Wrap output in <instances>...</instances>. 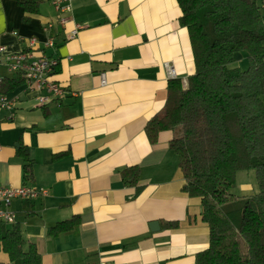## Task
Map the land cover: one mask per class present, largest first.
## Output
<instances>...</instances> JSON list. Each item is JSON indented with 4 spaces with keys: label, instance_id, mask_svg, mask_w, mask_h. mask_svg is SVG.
<instances>
[{
    "label": "crops",
    "instance_id": "0c3cea01",
    "mask_svg": "<svg viewBox=\"0 0 264 264\" xmlns=\"http://www.w3.org/2000/svg\"><path fill=\"white\" fill-rule=\"evenodd\" d=\"M71 6L61 14L42 0L40 12L24 22L17 0H0V47L17 53L33 40L59 61L55 79L68 91L60 103L42 106L37 92L21 86L9 94L19 97L14 110L0 108V187L48 190L43 198L13 201L16 224L37 246L41 264H196L197 253L210 246L201 200L181 191L184 177L169 149L174 133L162 132L152 144L145 132L165 110L169 80L186 86L196 72L178 2L71 0ZM60 17L68 19L64 26ZM76 25L81 29L71 38ZM237 63H244L240 54ZM4 77L18 76L0 65ZM20 144L33 162L29 181L16 155ZM132 166L140 168L138 194L121 175ZM73 216L81 223L72 231L48 234ZM170 221L179 227H164ZM0 263L12 264L4 253Z\"/></svg>",
    "mask_w": 264,
    "mask_h": 264
},
{
    "label": "trees",
    "instance_id": "16d2710c",
    "mask_svg": "<svg viewBox=\"0 0 264 264\" xmlns=\"http://www.w3.org/2000/svg\"><path fill=\"white\" fill-rule=\"evenodd\" d=\"M29 22L42 0H17ZM179 24L187 28L196 66L184 86L168 82L161 115L145 127L155 144L165 131L174 133L169 149L178 157L182 190L199 198L202 220L210 230V246L197 253L196 264H264V5L257 0H177ZM246 68L231 67L237 56ZM25 83L21 77L0 78V96ZM29 149L20 144L24 180L33 178ZM62 154H56V158ZM240 171H254L258 190L238 200L233 190ZM124 184L142 191L140 168L121 172ZM81 223L80 216L57 223V237ZM177 229L178 221L164 223ZM0 253L12 264H41L34 243L25 241L19 225L0 222ZM1 264V263H0Z\"/></svg>",
    "mask_w": 264,
    "mask_h": 264
},
{
    "label": "built area",
    "instance_id": "2783aa9c",
    "mask_svg": "<svg viewBox=\"0 0 264 264\" xmlns=\"http://www.w3.org/2000/svg\"><path fill=\"white\" fill-rule=\"evenodd\" d=\"M52 5L57 12L70 13L72 11L71 0H51ZM60 24L64 26L68 19L60 17ZM81 26L76 25L71 32V38H74ZM50 47L53 43L49 42ZM0 65H4L8 72L16 74L24 79L25 91L37 92V101L42 106L52 103H60L68 94V91L62 83L58 82L55 77L59 66L56 58L39 52L36 49V43L32 40L29 42L27 50L8 53L5 46L0 47ZM166 70L170 77H175V70L170 64H166ZM102 85H106L105 75L101 76ZM18 96L1 95L0 108L12 112L18 101ZM48 195V190L35 186L0 187V222L7 225L16 224V214L11 210L14 200L32 201L37 198H43ZM106 264V263H99Z\"/></svg>",
    "mask_w": 264,
    "mask_h": 264
},
{
    "label": "rangeland",
    "instance_id": "374dc122",
    "mask_svg": "<svg viewBox=\"0 0 264 264\" xmlns=\"http://www.w3.org/2000/svg\"><path fill=\"white\" fill-rule=\"evenodd\" d=\"M257 2L260 5H264V0H257ZM231 67H239L242 69L246 68V64H240V63H236L234 65H232ZM236 188L233 190V192L235 193L236 197L238 198V200H242L245 197V191H248L249 187L254 188L257 192L258 190V184L256 181V177L254 175V171H240L238 172V174H236Z\"/></svg>",
    "mask_w": 264,
    "mask_h": 264
},
{
    "label": "water",
    "instance_id": "95a60500",
    "mask_svg": "<svg viewBox=\"0 0 264 264\" xmlns=\"http://www.w3.org/2000/svg\"><path fill=\"white\" fill-rule=\"evenodd\" d=\"M154 228H159V225L157 222L153 223L152 226H151V229L153 230Z\"/></svg>",
    "mask_w": 264,
    "mask_h": 264
}]
</instances>
